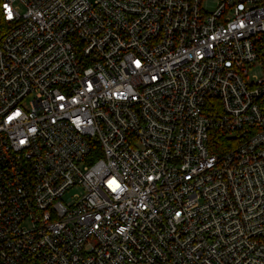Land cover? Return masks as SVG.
<instances>
[{"label":"built area","instance_id":"2783aa9c","mask_svg":"<svg viewBox=\"0 0 264 264\" xmlns=\"http://www.w3.org/2000/svg\"><path fill=\"white\" fill-rule=\"evenodd\" d=\"M205 2L0 1V264H264V0Z\"/></svg>","mask_w":264,"mask_h":264},{"label":"rangeland","instance_id":"374dc122","mask_svg":"<svg viewBox=\"0 0 264 264\" xmlns=\"http://www.w3.org/2000/svg\"><path fill=\"white\" fill-rule=\"evenodd\" d=\"M205 7H206V10L208 12H212L215 7H216V0H208V2L206 3L205 2ZM249 72H250V75H257V76H261L263 71L261 69V67H257V68H249ZM73 193H78V190H74L72 191V193L70 195H72Z\"/></svg>","mask_w":264,"mask_h":264},{"label":"trees","instance_id":"16d2710c","mask_svg":"<svg viewBox=\"0 0 264 264\" xmlns=\"http://www.w3.org/2000/svg\"><path fill=\"white\" fill-rule=\"evenodd\" d=\"M1 1V0H0ZM263 50H264V45H263ZM263 61H264V55H263ZM230 140H234L233 138H228L226 136H219L216 140V143H215V146H214V149L217 151V152H220L222 150H224V148H226V146H228L227 141H230Z\"/></svg>","mask_w":264,"mask_h":264},{"label":"snow or ice","instance_id":"6c2138e0","mask_svg":"<svg viewBox=\"0 0 264 264\" xmlns=\"http://www.w3.org/2000/svg\"><path fill=\"white\" fill-rule=\"evenodd\" d=\"M7 18L8 19H12V12H11V10L8 11Z\"/></svg>","mask_w":264,"mask_h":264}]
</instances>
